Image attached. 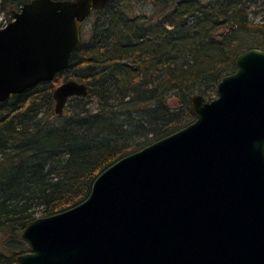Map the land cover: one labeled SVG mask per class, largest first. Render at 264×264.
Here are the masks:
<instances>
[{
	"label": "water",
	"instance_id": "95a60500",
	"mask_svg": "<svg viewBox=\"0 0 264 264\" xmlns=\"http://www.w3.org/2000/svg\"><path fill=\"white\" fill-rule=\"evenodd\" d=\"M110 0H30L0 27V102L67 68L80 23ZM69 79L53 112L84 96ZM194 120L103 170L88 196L26 223L17 264H264V50L235 59Z\"/></svg>",
	"mask_w": 264,
	"mask_h": 264
},
{
	"label": "trees",
	"instance_id": "16d2710c",
	"mask_svg": "<svg viewBox=\"0 0 264 264\" xmlns=\"http://www.w3.org/2000/svg\"><path fill=\"white\" fill-rule=\"evenodd\" d=\"M28 1L0 0V12ZM80 35L52 81L0 102V264L29 251L27 222L82 202L111 164L190 124L191 95L213 98L239 53L264 50V0H110ZM69 79L87 92L56 115L52 91Z\"/></svg>",
	"mask_w": 264,
	"mask_h": 264
},
{
	"label": "rangeland",
	"instance_id": "374dc122",
	"mask_svg": "<svg viewBox=\"0 0 264 264\" xmlns=\"http://www.w3.org/2000/svg\"><path fill=\"white\" fill-rule=\"evenodd\" d=\"M136 8V10L138 11V9H144L145 11H148L149 10V7H148V5L147 6H140V5H138V4H136V6H135ZM136 11V12H137ZM12 19V17L10 18V19H6V17H5V15H4V13L3 12H0V27H2V26H4V25H6L10 20ZM255 40V41H254ZM247 43H249V46H253V45H256L257 43L256 42H259L260 41V39H259V37H255V38H248L247 39ZM253 48H257V47H253ZM75 80V79H74ZM215 97V96H214Z\"/></svg>",
	"mask_w": 264,
	"mask_h": 264
}]
</instances>
